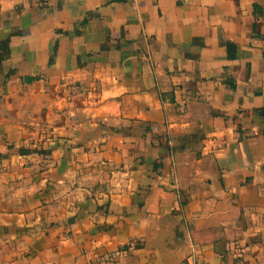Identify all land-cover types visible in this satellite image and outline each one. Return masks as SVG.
<instances>
[{
	"label": "crops",
	"instance_id": "crops-1",
	"mask_svg": "<svg viewBox=\"0 0 264 264\" xmlns=\"http://www.w3.org/2000/svg\"><path fill=\"white\" fill-rule=\"evenodd\" d=\"M0 264H264V0H0Z\"/></svg>",
	"mask_w": 264,
	"mask_h": 264
},
{
	"label": "trees",
	"instance_id": "trees-1",
	"mask_svg": "<svg viewBox=\"0 0 264 264\" xmlns=\"http://www.w3.org/2000/svg\"><path fill=\"white\" fill-rule=\"evenodd\" d=\"M10 56V38L0 40V66Z\"/></svg>",
	"mask_w": 264,
	"mask_h": 264
},
{
	"label": "built area",
	"instance_id": "built-area-1",
	"mask_svg": "<svg viewBox=\"0 0 264 264\" xmlns=\"http://www.w3.org/2000/svg\"><path fill=\"white\" fill-rule=\"evenodd\" d=\"M230 264H246V263L244 262V260H242V259H238V260H236L235 262L230 263Z\"/></svg>",
	"mask_w": 264,
	"mask_h": 264
}]
</instances>
